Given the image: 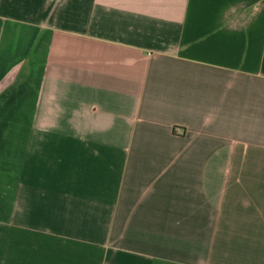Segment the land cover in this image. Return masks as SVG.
<instances>
[{"label":"crops","instance_id":"crops-1","mask_svg":"<svg viewBox=\"0 0 264 264\" xmlns=\"http://www.w3.org/2000/svg\"><path fill=\"white\" fill-rule=\"evenodd\" d=\"M0 264H264V0H0Z\"/></svg>","mask_w":264,"mask_h":264}]
</instances>
